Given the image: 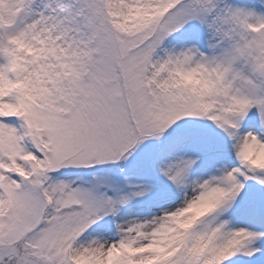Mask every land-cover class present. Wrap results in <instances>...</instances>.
Listing matches in <instances>:
<instances>
[{
    "label": "snow or ice",
    "instance_id": "1",
    "mask_svg": "<svg viewBox=\"0 0 264 264\" xmlns=\"http://www.w3.org/2000/svg\"><path fill=\"white\" fill-rule=\"evenodd\" d=\"M0 264H264V0H0Z\"/></svg>",
    "mask_w": 264,
    "mask_h": 264
}]
</instances>
